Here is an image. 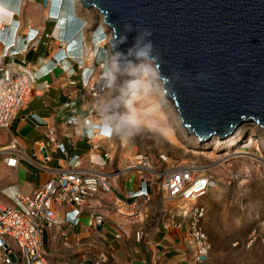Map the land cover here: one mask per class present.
I'll list each match as a JSON object with an SVG mask.
<instances>
[{
  "label": "crops",
  "instance_id": "obj_1",
  "mask_svg": "<svg viewBox=\"0 0 264 264\" xmlns=\"http://www.w3.org/2000/svg\"><path fill=\"white\" fill-rule=\"evenodd\" d=\"M44 1L0 0V55L4 51L5 43L13 41L19 22L22 28L18 37H26L30 27L33 30H40L41 39L32 48L18 55L15 60L31 65H38L40 61L46 60L47 67L43 73L53 68L49 75L38 82L36 86L38 93L30 97L24 107L15 114L9 129L0 131V137L4 136V139L0 141V149L16 141L31 158L37 144L46 142L48 133L53 131L68 154L78 156L85 168L96 169L90 164L91 154L101 157L105 152H111L112 161L106 166V173H113L121 168L138 151H146L158 156L171 154L172 157H178L174 151L173 137L170 135V130L176 124L172 117L175 112L166 108V100V104L161 105L164 97H161L159 92L154 98L145 99L138 111L146 126L144 130L152 134H160L167 143V149L162 146L157 151L137 141H124L116 136L111 139L102 137L96 140L90 139V128L84 124V121L89 120L92 124H96L99 114L89 115L96 104L91 94L84 89L82 78L87 77L92 71L96 73L100 70L108 58V53H100L99 58L94 54L93 60L88 52L81 67H76V62H70V66L75 70L74 75L68 74L64 68H54L53 55L59 50V46L58 41L53 37L55 26L48 23L46 18L49 7L42 8ZM77 8L73 5L72 10L77 13ZM82 24L81 21L73 20L69 33L79 31ZM59 36L68 41V36L58 34L56 37ZM84 38L86 40V37ZM23 48L22 46L19 49L22 51ZM82 69L84 71H81ZM45 82L50 85L47 90L42 89ZM73 104L74 106L71 107ZM98 104L103 107L109 104V100L104 97L98 100ZM74 116H77L80 122L76 125H68L67 120ZM96 143H100L98 150L93 149ZM47 154L51 158L47 164L49 168L56 169L64 166L66 158L60 152L51 148L47 150ZM168 159L172 160L170 157ZM36 163L43 164L40 159ZM154 165L161 168L159 160ZM0 167L11 179V183L2 190L13 192L19 189L26 196L34 194L50 178L49 173L42 171L30 160L20 162L16 169H7L3 159L0 158ZM144 179V175L136 172L109 178L111 192H101L88 200L82 208L78 225L66 222L60 229L48 230L43 237V254L46 263L193 264L191 251L187 247V230L184 227L174 225L168 230H162L160 224H155L152 219L140 223H125L123 218L113 210L114 196L127 199L129 195L141 189ZM150 197L151 204L144 209L155 215L161 200L153 191ZM67 212H69L68 207L59 209L61 216H65ZM94 215L104 218L101 226L92 225ZM141 231L143 237L139 238L138 233Z\"/></svg>",
  "mask_w": 264,
  "mask_h": 264
},
{
  "label": "built area",
  "instance_id": "obj_2",
  "mask_svg": "<svg viewBox=\"0 0 264 264\" xmlns=\"http://www.w3.org/2000/svg\"><path fill=\"white\" fill-rule=\"evenodd\" d=\"M18 25L21 30L19 22ZM28 29L26 37H16L12 42H6L0 55V131L9 129L15 114L24 107L30 97L38 93V82L53 71V68H50L43 73L47 67L46 60L40 61L38 65L19 63L15 60L41 39L40 30L30 27ZM19 43L24 47L22 51L18 49ZM64 45L63 40L58 41L59 50L64 49ZM55 67L64 68L70 75L75 74L72 67L59 63L55 64ZM104 67L102 64V68ZM94 75L92 71L82 78L84 89L91 94L96 104L90 110V116L98 113V100L106 89L105 85H94ZM49 88L50 85L45 82L42 89ZM73 106L74 104L71 107ZM74 112L76 113L75 110ZM79 122L80 119L74 116L66 123L76 125ZM84 124L90 128V139H111L114 136L93 129L95 124L89 120H85ZM99 145L100 143H96L93 149L98 150ZM51 148L64 155V166L56 169L48 167L51 158L47 150ZM0 158L7 169H16L20 162L30 160L42 171L50 174L49 180L32 197L23 195L19 189L11 192L14 208H6L0 204V264H47L43 254L44 234L53 228L60 229L66 222L78 225L84 204L101 192H111L109 178L130 172L144 175L143 185L127 199L114 196L113 210L125 223H140L152 219L155 224H160L162 230H168L174 225L184 227L187 230V247L191 251L193 264H207L210 261L211 246L204 226L206 209L200 205L188 211L185 207L187 202L202 198L209 191L218 188V181L210 174V167L204 163H170L167 156L160 155L159 163L162 166L159 169L152 163L148 152L138 151L121 168L113 173H106L105 168L112 161L111 152H105L101 157L91 154L90 164L96 169L85 168L78 156L68 154L53 131L48 133L46 142L37 144L31 158L16 141L0 149ZM39 159L42 165L36 163ZM6 191L8 190L1 192ZM151 191L159 195L161 200L155 215L144 209L151 204ZM62 207L69 208L65 216L59 213ZM103 223L102 216L92 217V225L98 227ZM138 236L143 237V232H139Z\"/></svg>",
  "mask_w": 264,
  "mask_h": 264
},
{
  "label": "water",
  "instance_id": "obj_3",
  "mask_svg": "<svg viewBox=\"0 0 264 264\" xmlns=\"http://www.w3.org/2000/svg\"><path fill=\"white\" fill-rule=\"evenodd\" d=\"M80 1L112 31L120 67L153 44L164 96L187 136L226 138L252 123L264 129V0Z\"/></svg>",
  "mask_w": 264,
  "mask_h": 264
},
{
  "label": "rangeland",
  "instance_id": "obj_4",
  "mask_svg": "<svg viewBox=\"0 0 264 264\" xmlns=\"http://www.w3.org/2000/svg\"><path fill=\"white\" fill-rule=\"evenodd\" d=\"M46 1L42 4V8L47 7ZM77 7L85 14V10L79 8V6ZM87 12L85 15H87L89 23V30L86 32L88 36L89 31L100 24V17H93L94 15L92 16L89 13L90 11ZM81 42L82 58H84L85 53L88 55L85 47L91 50L92 46L88 37H86V40L82 38ZM100 49L106 50L108 58L103 63L105 67L95 73L94 85L106 86L99 101L105 97L110 104L113 100L119 101L124 98L122 92L127 91V83L138 79L140 76L139 69L144 66L139 63V68L135 73H132L129 68H119V65V69H116L109 46L104 44ZM88 60L90 61V57ZM110 72L116 78L111 88L107 86L108 81L106 79V74ZM164 104L166 102L162 99L161 105ZM168 104L165 105L166 108L172 109L173 106L170 104L168 106ZM119 111L121 113L125 111L123 105H121ZM171 111L175 114L173 116L169 114V116L175 119L177 112L175 109ZM109 112L111 113V111ZM239 131L240 136H237L236 147L224 144L220 151L215 152L217 143L214 139L202 142L199 146L203 149L198 150L199 146L194 144V138L190 141L193 136H187L177 121L174 128L170 130V135L173 137L172 143L175 144L174 151L178 156L172 157L173 155L166 154L167 158H172L170 163L172 161L204 163V165L210 167V174L219 183L217 189L211 190L204 197L189 201L185 205L188 211L200 205L206 209L204 226L211 246L210 261L207 264H264V149L259 150L257 144L248 146L252 137H254V140L256 139V142L264 141V131L251 124L240 127ZM239 131L236 130V132ZM3 139L4 136L0 137V141ZM129 141H137L139 144L141 143L157 151L162 146L167 149V143L162 136L152 134L148 130H144ZM262 145H264V142H262ZM232 148L243 149V151H248L255 156L261 155L263 162L255 160L257 159L255 156V159L240 157L239 155L234 156L236 150L228 154ZM156 155L154 153L150 154L153 164L158 163L159 158ZM228 155L229 157H227ZM10 183L11 179L0 167V204L6 208H14L10 197L12 193L10 191L1 192ZM32 195L30 194L28 197H32Z\"/></svg>",
  "mask_w": 264,
  "mask_h": 264
},
{
  "label": "clouds",
  "instance_id": "obj_5",
  "mask_svg": "<svg viewBox=\"0 0 264 264\" xmlns=\"http://www.w3.org/2000/svg\"><path fill=\"white\" fill-rule=\"evenodd\" d=\"M65 1L66 0L46 1V5L49 7L47 15L48 23L55 26L53 37L56 38V41L63 40L65 42L64 49L57 51L53 55V62L54 66L59 63L60 65H64L66 67H72L70 66V62H76V67H81L84 58L88 56L85 53L84 58H82V38H89L92 46L91 49H93V55L95 54L99 58L101 55L100 53H106V50L100 49L102 42L99 43L100 48H97L98 45L96 43V34L102 28L99 25H96L92 31H89L90 34L87 36L86 32L89 30V23L87 21V15L85 14L86 11H88V8L83 7L80 0H71L72 7L73 5L79 6V8L85 10V14L78 9L77 13H75L72 8L65 11ZM73 20L81 21L83 24L79 31L70 34L69 31ZM125 28L127 31L129 30V26H125ZM19 32L20 29L17 23L16 31L14 32V39L18 37ZM58 34L68 36V41H66L63 37H56ZM146 34L148 36L151 35V33ZM123 39L126 40V37ZM19 44L20 47H18V49L23 46L22 43ZM85 48L86 52H88L89 48ZM153 49V44L149 42L143 49L136 52L135 59L140 61L144 66L139 78L127 83V91L122 92V96L124 97L123 99H120L119 101L113 100L110 104H106L103 107H101L100 104H97L96 110L99 114V120L95 125H93V129H99L105 134L114 135L124 141L131 140L144 131L146 126L143 123V118L140 116L138 108L145 99H152L156 96L159 91L161 81L165 80L157 63L159 57L150 56ZM129 54H131V49L129 50ZM123 55V53H116L117 57H121ZM81 71L84 70L82 69ZM106 79L108 81L107 86L111 88L115 82V76L110 72L107 74ZM121 105H123V108L125 109L123 113L119 111ZM109 111H111V115L107 114Z\"/></svg>",
  "mask_w": 264,
  "mask_h": 264
},
{
  "label": "bare ground",
  "instance_id": "obj_6",
  "mask_svg": "<svg viewBox=\"0 0 264 264\" xmlns=\"http://www.w3.org/2000/svg\"><path fill=\"white\" fill-rule=\"evenodd\" d=\"M88 11H90L89 13H91L92 14V16L93 17H96V18H98V17H100V24H99V26L102 28L101 30H99L98 31V33L96 34V38H97V40H96V43H97V48H100V45H99V43H101L102 42V45L101 46H103L104 44H107L108 46H109V48L111 49L112 48V44H111V39H112V31L105 25V23H104V19H103V17H102V15L99 13V12H97L95 9H88ZM89 52V56L94 60V55H93V49H91L90 51H88ZM112 58H113V62H114V65H116L115 67H116V69H119L120 68V66H119V68H118V63H117V56L115 55V54H113L112 53ZM92 60V61H93ZM139 63H141L140 61H138V60H134V61H132V63H130L128 66H126V67H124V69L126 68H129L130 69V71H132V73H135L137 70H138V68H139V66H138V64ZM142 67L139 69V74H141V71H142ZM106 76H107V74H106ZM126 78V77H125ZM163 82L161 81V83H160V87H159V95L161 96V97H164V99L163 100H166V98H165V96H164V90H163ZM167 101V100H166ZM167 104H168V101H167ZM170 104V103H169ZM169 104H168V106H169ZM171 105V104H170ZM171 109V108H170ZM172 109H173V107H172ZM171 109V110H172ZM175 109V108H174ZM173 109V110H174ZM176 110V109H175ZM176 112H177V110H176ZM176 121L178 122V125L181 127V129H183L182 128V123H181V121H180V119H179V115H178V113H177V116H176ZM175 121V122H176ZM251 125H253V126H255L256 128H258V129H262V130H264L259 124H257V123H252ZM242 126H245V124L244 125H241V126H239V127H237L236 128V130L237 131H239V129H240V127H242ZM236 130L234 131V132H232L231 134H229L226 138H219V137H211L210 139H209V141H211V139H214V141H216V143H217V149L215 150V152H218V151H220L221 149H222V146L224 145V144H229L230 146L232 145V146H235V144H236V146H237V136H240V131L239 132H236ZM183 132L185 133V131L183 130ZM190 137V136H189ZM192 139L190 140V141H192L193 140V138H195V137H191ZM254 137H252V138H250V141H249V144H248V146L250 147V145H256L257 146V148L259 149V150H263L264 149V145H262V142H264L263 140L262 141H260V142H256V139L254 140L253 139ZM195 143V145L196 146H199L201 143H202V141H200V140H196V138L193 140ZM204 143V142H203ZM235 146V147H236ZM198 150L199 149H203L201 146H199V148H197ZM206 149V148H205ZM246 149V148H245ZM236 150V151H235ZM231 151V152H230ZM229 151V153L228 154H230V153H232L233 151H235V153L233 154L234 156L235 155H239L240 157H248V158H252V159H255L254 158V156L255 155H253V154H251L250 152H248V151H243V149L242 150H240V149H237V148H232V150H230ZM227 157H229V155L227 156ZM230 157H232V155H230ZM255 157H257V159H255V160H263L262 158V156L261 155H257V156H255ZM231 159H235V158H231ZM263 162V161H262ZM222 164H224V163H222ZM263 169V168H262Z\"/></svg>",
  "mask_w": 264,
  "mask_h": 264
},
{
  "label": "trees",
  "instance_id": "obj_7",
  "mask_svg": "<svg viewBox=\"0 0 264 264\" xmlns=\"http://www.w3.org/2000/svg\"><path fill=\"white\" fill-rule=\"evenodd\" d=\"M72 8V1L71 0H66L64 2V10L67 11V10H70Z\"/></svg>",
  "mask_w": 264,
  "mask_h": 264
}]
</instances>
